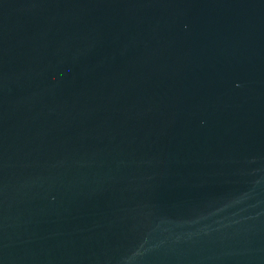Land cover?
I'll use <instances>...</instances> for the list:
<instances>
[{
	"label": "water",
	"instance_id": "95a60500",
	"mask_svg": "<svg viewBox=\"0 0 264 264\" xmlns=\"http://www.w3.org/2000/svg\"><path fill=\"white\" fill-rule=\"evenodd\" d=\"M0 264H264V0H0Z\"/></svg>",
	"mask_w": 264,
	"mask_h": 264
}]
</instances>
